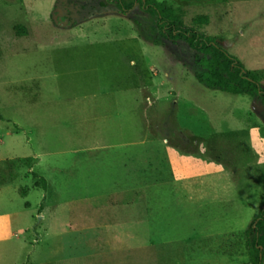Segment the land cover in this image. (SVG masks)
<instances>
[{
	"label": "rangeland",
	"instance_id": "374dc122",
	"mask_svg": "<svg viewBox=\"0 0 264 264\" xmlns=\"http://www.w3.org/2000/svg\"><path fill=\"white\" fill-rule=\"evenodd\" d=\"M158 1L264 79V0ZM197 69L139 3L0 0V264L250 263L264 102Z\"/></svg>",
	"mask_w": 264,
	"mask_h": 264
},
{
	"label": "trees",
	"instance_id": "16d2710c",
	"mask_svg": "<svg viewBox=\"0 0 264 264\" xmlns=\"http://www.w3.org/2000/svg\"><path fill=\"white\" fill-rule=\"evenodd\" d=\"M127 10L139 3L141 7L157 16V27L162 35L176 43L186 42L195 51V63L197 71L196 79L212 90H220L230 94L250 95L260 98L264 102V79L253 70H247L244 65L233 55L229 54L221 44L219 38L200 31L196 26L187 25L182 18V13L166 2L158 0H134L126 3L124 0H114ZM208 17L199 16L195 22L203 24ZM19 35H26L27 29L23 25L16 26ZM38 176L37 173H34ZM47 180L43 178L46 188ZM252 240H248L250 263L263 264L264 261V208L259 212L256 219L245 231Z\"/></svg>",
	"mask_w": 264,
	"mask_h": 264
},
{
	"label": "crops",
	"instance_id": "0c3cea01",
	"mask_svg": "<svg viewBox=\"0 0 264 264\" xmlns=\"http://www.w3.org/2000/svg\"><path fill=\"white\" fill-rule=\"evenodd\" d=\"M173 169H175V168H173ZM112 226L113 225H102V226L97 227V229L103 231L101 238L104 237V241L106 243L105 245H107V244L111 245L109 247V250L114 251V253H118L119 251H122V249L124 250L125 249L124 247H126L128 250L130 248H133V247H129V245L136 244L137 240H135L132 232L128 231V230H124L125 232H122L123 231L122 229H120V230L117 229L120 227L112 228ZM112 230H114V232ZM139 249H141L140 254H144V251H143L144 247L137 248L138 252H140ZM131 250H133V249H131ZM115 255H117V254H115ZM143 256H144L145 260L149 259L147 257V255H143Z\"/></svg>",
	"mask_w": 264,
	"mask_h": 264
},
{
	"label": "flooded vegetation",
	"instance_id": "af4514ba",
	"mask_svg": "<svg viewBox=\"0 0 264 264\" xmlns=\"http://www.w3.org/2000/svg\"><path fill=\"white\" fill-rule=\"evenodd\" d=\"M59 10V9H58Z\"/></svg>",
	"mask_w": 264,
	"mask_h": 264
}]
</instances>
